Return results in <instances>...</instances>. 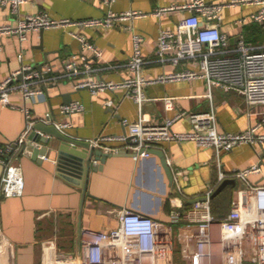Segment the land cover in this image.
Masks as SVG:
<instances>
[{"label": "crops", "instance_id": "crops-1", "mask_svg": "<svg viewBox=\"0 0 264 264\" xmlns=\"http://www.w3.org/2000/svg\"><path fill=\"white\" fill-rule=\"evenodd\" d=\"M184 1L115 0L108 5L102 0H29L21 7L22 16L48 12L57 18L79 20L101 18L111 9L116 12L139 10L148 15L112 27L72 26L37 30L29 33L24 41L16 35L0 34V82L21 67L19 54L22 53L23 62L27 64L52 66L50 75L55 77L47 84L43 95L27 102L34 119L42 122L49 116H56L59 122H69L71 125L67 134L79 140L92 141L101 135L126 134L128 128L123 124V119H138V103L125 96L122 89L94 93L90 88H76L74 82L78 78L122 81L134 76L128 66L133 55L134 31L144 37L142 54L147 61L141 70L144 76L156 78L180 69L157 61V39L161 28H175L187 12L174 11L161 17L153 16L151 12L158 6ZM256 9V6H237L223 10L221 29L229 35L233 44L240 35H244L250 44L264 43V29L260 24H235L239 18ZM15 21L11 8L0 5V26ZM77 35L100 48L103 57L97 59L91 51L85 52L94 70L79 77H71L65 74L64 64L75 55L80 57L82 53ZM207 90L203 79L150 83L145 85L144 91L153 100L144 102L142 111L153 122L163 123L166 118L176 116L180 110L203 112L214 107L220 131L243 132L262 122L259 132L264 133L261 114L264 107L250 109L244 96L236 90L226 92L215 87L211 98L204 96ZM166 96L177 98L175 110H165L164 102L159 98ZM110 98L117 102V108L106 105V100ZM70 99L82 102L84 109L71 115L62 114L61 106L71 102ZM11 101L17 107L0 102V142L15 143L27 126L26 114L22 109L26 103L22 96L12 94ZM173 129L190 130L189 115L177 120ZM43 136L50 139L49 147L58 143L56 138L48 134ZM112 144L120 145L119 142ZM33 145L37 149L44 146L36 142ZM162 146L161 150L173 174L171 178L156 154L148 158L115 155L107 159L102 170L90 173L86 194L85 184L77 185L59 173L54 150H49L46 156L39 155L36 160L32 151L25 153L22 149H16L15 159L23 171L25 190L21 196L0 198V229L10 243L0 246V264H41V242L47 239H54L60 249L74 252L81 228L100 231L115 229L119 227L117 210L123 207L168 221L170 212L177 205L183 204L185 208L191 206L192 201L186 197L202 195L214 186L218 188L226 179H235L236 186H226L233 189L230 211L236 191L243 183L235 177L220 182L221 173L228 175L260 164L263 171L250 174L248 181L251 185H264V144L243 143L220 153L193 141L164 142ZM94 164L99 165L100 161ZM4 172L5 168L0 163V181ZM244 198L251 201L250 194Z\"/></svg>", "mask_w": 264, "mask_h": 264}, {"label": "built area", "instance_id": "built-area-1", "mask_svg": "<svg viewBox=\"0 0 264 264\" xmlns=\"http://www.w3.org/2000/svg\"><path fill=\"white\" fill-rule=\"evenodd\" d=\"M29 0H0V5L9 6L16 18L15 23L0 26V34L16 35L19 40L27 39L29 33L53 28L77 26L92 28L112 27L121 22L147 16L139 10L109 12L101 18L70 19L57 18L48 12L21 15V7ZM111 5L115 0H102ZM237 6H256V11L239 18L235 24L244 26L250 22L260 24L264 29V0H227L210 2L208 0H186L169 6L156 7L151 15L161 17L174 11H186L175 28H161L157 39L156 57L162 64L180 67L172 73L149 78L142 74L147 62L142 54L144 37L133 32V55L128 62L134 76L122 81L78 78L74 82L78 89L90 88L94 93L116 92L124 90L125 96L134 99L139 105V117L136 121L123 119L127 126L126 134L101 135L92 140L97 147L109 153L123 151L135 154L136 158H148L151 150L163 149L164 142L193 141L205 148H214L218 153L230 151L236 146L264 144V133L259 132L262 122L250 126L243 132L220 131L218 116L214 107L209 111L189 112L180 110L176 116L168 117L163 123H155L142 111V105L148 100L145 85L155 82H170L203 79L207 84L205 97H212V89L220 87L224 91H239L249 108L264 107V43L253 45L240 35L233 44L229 35L222 31V13L225 8ZM82 45V53L75 55L64 64L65 74L79 77L94 70L90 57L91 51L97 59L103 52L94 43L83 36H76ZM22 65L19 69L0 82V102L17 107L11 101L12 94H20L25 101L22 107L26 114L27 126L15 143L0 142V163L5 172L0 181V198L21 196L25 190V179L20 165L16 163V149H21L33 126L38 120L27 102L43 95L46 86L55 77L50 73L53 67L36 66L23 62L24 55L19 54ZM164 102L165 110L176 109V97L159 98ZM156 100V99H154ZM158 100V99H157ZM106 105L113 109L117 102L110 98ZM80 101H71L61 106V113L71 115L82 111ZM264 121V111H262ZM189 115L191 129L177 131L174 123ZM46 122V119L43 120ZM62 132L67 133L69 122H54ZM119 142L120 145L112 143ZM260 164L237 170L231 174L221 173L220 182L228 177L238 178L242 183L236 191L231 210L224 216L212 212L211 196L217 186L195 197H186L192 202L185 208L177 205L164 221L129 207L117 210L119 227L100 231L81 228L78 235L76 252L60 249L54 239L41 242V264H175L174 245L177 237L181 259L185 264H264V185H251L250 174L261 173ZM179 190H181L180 186ZM251 195V201L245 195ZM248 208V210H246ZM10 243L0 229V246Z\"/></svg>", "mask_w": 264, "mask_h": 264}, {"label": "water", "instance_id": "water-1", "mask_svg": "<svg viewBox=\"0 0 264 264\" xmlns=\"http://www.w3.org/2000/svg\"><path fill=\"white\" fill-rule=\"evenodd\" d=\"M57 121L58 118L56 116H49L46 118V122H37L33 126L26 141L23 143L21 148L22 152L26 153V151H32L34 155L33 157H36V160H38L39 155L46 156L49 150H54L57 153L56 162L59 173H61L63 176L67 177L77 185L85 184V194L87 191V180L90 173L92 171L102 170L103 165L106 163L109 157L115 155L135 156V154L126 151L120 153H109L102 148L97 147L94 143H92V141L73 138L69 134L60 131L54 125V122ZM43 134H48L50 137L56 138L58 140V143L49 147L50 139L44 137ZM35 142L41 143L44 146L37 149L33 145V143ZM14 147H18V144L15 143ZM151 152L161 158L163 167L171 178L173 174L168 164L165 153L159 149L151 150ZM95 161H100V164L95 165ZM65 173H68V175ZM228 184H233L234 186H236L237 182L235 179L224 180L217 188V190L212 194L211 199L217 196ZM204 199L205 198H199L192 202L202 201Z\"/></svg>", "mask_w": 264, "mask_h": 264}, {"label": "trees", "instance_id": "trees-1", "mask_svg": "<svg viewBox=\"0 0 264 264\" xmlns=\"http://www.w3.org/2000/svg\"><path fill=\"white\" fill-rule=\"evenodd\" d=\"M232 190L231 187H226L218 194V196L212 199V212L214 215L224 216L228 213L233 198ZM182 264H185L183 260Z\"/></svg>", "mask_w": 264, "mask_h": 264}, {"label": "rangeland", "instance_id": "rangeland-1", "mask_svg": "<svg viewBox=\"0 0 264 264\" xmlns=\"http://www.w3.org/2000/svg\"><path fill=\"white\" fill-rule=\"evenodd\" d=\"M76 249L77 248L74 249V252H76ZM174 258L176 264H182L180 245L178 243L177 237H175ZM245 264H251V263H245Z\"/></svg>", "mask_w": 264, "mask_h": 264}, {"label": "bare ground", "instance_id": "bare-ground-1", "mask_svg": "<svg viewBox=\"0 0 264 264\" xmlns=\"http://www.w3.org/2000/svg\"><path fill=\"white\" fill-rule=\"evenodd\" d=\"M234 264H238V259H235Z\"/></svg>", "mask_w": 264, "mask_h": 264}]
</instances>
